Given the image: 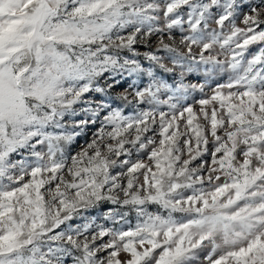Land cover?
Returning a JSON list of instances; mask_svg holds the SVG:
<instances>
[{
  "label": "snow or ice",
  "instance_id": "obj_1",
  "mask_svg": "<svg viewBox=\"0 0 264 264\" xmlns=\"http://www.w3.org/2000/svg\"><path fill=\"white\" fill-rule=\"evenodd\" d=\"M243 7L242 0H0V264H64L66 256L73 264H264V0L240 28ZM185 24L186 54L164 41ZM152 35L160 37L156 52L186 72L204 65L206 73H232L198 101L204 123L180 104L204 85L184 84L185 72L167 84L155 69H174L154 51L143 53L152 67L141 63L134 45ZM216 45L229 60L205 55ZM250 45L260 46L249 59ZM143 76L151 78L146 87L133 79L112 96L126 77ZM162 90L171 95L161 99ZM130 95L150 107L125 115ZM97 122L87 146L70 154ZM149 146L148 162L132 160ZM102 201L132 206L135 227L55 231ZM126 216L108 213L113 224Z\"/></svg>",
  "mask_w": 264,
  "mask_h": 264
},
{
  "label": "rangeland",
  "instance_id": "obj_2",
  "mask_svg": "<svg viewBox=\"0 0 264 264\" xmlns=\"http://www.w3.org/2000/svg\"><path fill=\"white\" fill-rule=\"evenodd\" d=\"M157 2L163 4L164 0H157ZM244 7L241 10V14L236 19L235 23L237 27L244 28L245 25L242 23L243 20V14L244 13H250V8L255 5H259L261 3V0H242ZM264 18V17H262ZM163 18L161 13V20L159 22L160 27H163ZM210 27L215 28L216 25L214 23L210 24ZM261 27H264L262 25ZM225 33L229 31L228 28H226ZM188 25H184V31L181 32L179 28H174L171 32L172 39H168V33H164V41L166 43H170L173 47L177 48L182 53H187V47L184 44H181L180 41L184 35H188ZM159 40L160 37L158 35H152L151 37L147 38L144 42H138L134 47L137 49V51L141 54L139 56V59L141 60V63L144 65V67H152L153 65L146 59H144L143 53L154 51L156 52V49L159 47ZM260 45H250L249 46V52L245 53L247 58H251V54H254L256 51H258V47ZM200 51L199 47L193 45V54H198ZM125 55H128V53H124ZM157 55L162 57V62L169 68H173V72L168 73L164 72L162 69L156 68L155 72L156 75L165 81L167 84L171 85L172 87H175L178 83L181 82L180 80V73L185 72L183 83L184 84H197V85H204V89L201 92L199 88L197 89H189L188 93L186 94L185 98L180 101V104L182 106H192L194 111L198 114L199 122L204 123L202 116L199 115L200 105L198 101L200 99L209 98L213 94V89L217 87L218 84H224L227 83L232 73L230 71H224V72H217V73H206L204 71L205 66L201 65L198 70L192 71V72H186L185 69L174 66L171 63V60L169 59L170 53L164 52V51H158L156 52ZM215 55L217 59L227 61L230 59V54H228L226 51H222L219 48V45L214 46L211 53L206 52L205 55ZM136 80V83L138 87L144 88L146 87L150 82L151 78L147 76H143L140 78L136 77H126L123 79L120 84H118L115 89L112 92V96L114 97L116 93L123 92L125 88L128 87V84L133 80ZM103 83V82H101ZM131 91V90H129ZM225 92L227 89L224 90ZM171 95V92H166L164 90L160 93L161 99H167L168 96ZM101 94H95L93 97L94 99H100ZM107 99L112 103L113 107L116 106H122L121 102L118 100H113L112 97H107ZM130 100H133L132 106H124V114H131L136 109H148L150 106L147 104H141L136 105L133 96H129ZM175 102V101H173ZM211 109V106H209V111ZM161 110L168 112L169 109L166 105L162 106ZM84 118L82 115L77 116L75 119H81ZM187 118V114L185 113V119ZM183 124V122H181ZM100 127L99 122L96 124H90L87 129H85L80 136H78L73 143L69 146V153L74 155L75 153L81 151L82 148H85L87 144L92 140L93 133ZM158 131V129H157ZM222 134V132L220 133ZM148 135H152V133H149ZM157 141V145L159 142L160 137L156 135L154 137ZM154 146H149V149L147 151L141 152L137 154L136 152L132 155V160L135 161L137 159H142L145 162L147 161V152L151 150V148ZM209 149H212V144L210 142ZM14 159H19V156L13 157ZM184 158H187L186 156ZM203 159L211 161V156L207 153L204 154ZM199 163V161H196L193 163L192 166H196V164ZM114 171H119V169H116ZM27 179V177H26ZM70 179V177H69ZM126 184V179L124 181ZM139 183H143V176L141 175L139 177ZM42 191H44L42 189ZM119 198L122 200L124 198L123 192H118ZM112 210H116L120 213H127V216L124 218V220H121L117 224H113L111 219H108V213ZM148 210L155 212L157 211L156 205H148ZM138 217L136 211L132 208V206H120L116 204H112L110 201H102L98 205H96L93 208H90L86 211H82L79 216H75L73 220L66 222L64 225H61L60 229H56L55 231H61L65 229L68 225H71L73 228L77 226H83L85 223L92 224L91 230H96L97 225H104L106 227H117L122 228L123 230H127L129 227H135V225L138 222ZM127 221V222H125ZM90 230V231H91ZM80 239H83V237H80ZM109 237H104L103 241L107 242ZM99 242V241H98ZM78 254V253H77ZM101 257L106 256V253H100ZM122 259H126V255L122 254ZM64 264H73L72 259L68 256L64 258Z\"/></svg>",
  "mask_w": 264,
  "mask_h": 264
}]
</instances>
